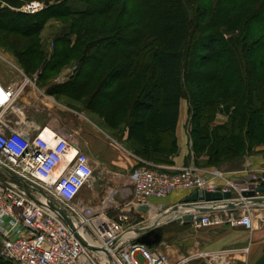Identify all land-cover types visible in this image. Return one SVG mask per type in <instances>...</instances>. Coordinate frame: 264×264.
Here are the masks:
<instances>
[{
  "label": "trees",
  "instance_id": "1",
  "mask_svg": "<svg viewBox=\"0 0 264 264\" xmlns=\"http://www.w3.org/2000/svg\"><path fill=\"white\" fill-rule=\"evenodd\" d=\"M0 1L17 7L29 0ZM42 1L53 3L35 15L0 8V32L29 41L12 52L25 71L40 64L52 75L77 56L73 74L53 86L54 94L75 93L109 128L125 116L126 139L136 143L143 161L170 163L177 153L183 97L190 105L193 152L207 156L209 165L264 144V0H216L220 17L211 13V0ZM48 19L70 22L69 34L77 38L72 45L56 39L53 59L45 62L32 38ZM89 30L91 40L85 38ZM217 114L226 121L215 125Z\"/></svg>",
  "mask_w": 264,
  "mask_h": 264
},
{
  "label": "built area",
  "instance_id": "2",
  "mask_svg": "<svg viewBox=\"0 0 264 264\" xmlns=\"http://www.w3.org/2000/svg\"><path fill=\"white\" fill-rule=\"evenodd\" d=\"M47 6L39 0L17 7L0 1V8L25 15L40 13ZM21 88L0 84V256L12 264H169L167 256L156 248L159 244L148 247L137 242L139 234L135 231L156 223L149 219L130 222L129 215L138 211L136 207L148 206L153 199L165 200L177 190L217 189L193 167L169 173L142 165L133 170L131 201L115 217L107 213L112 207V193L99 208L78 203L81 190L93 182V167L73 135L57 133L47 126L12 129L2 121L5 111L15 107ZM10 174L28 187L17 188ZM260 181L250 189L241 188L238 198L241 200L242 192L264 197V192L258 191L264 189V177ZM52 204L65 210L73 228L57 211L49 210ZM224 224L254 229L250 214L237 215L234 210L225 215L204 212L191 222L194 229ZM76 234L81 235L83 243Z\"/></svg>",
  "mask_w": 264,
  "mask_h": 264
},
{
  "label": "crops",
  "instance_id": "3",
  "mask_svg": "<svg viewBox=\"0 0 264 264\" xmlns=\"http://www.w3.org/2000/svg\"><path fill=\"white\" fill-rule=\"evenodd\" d=\"M58 82L54 81L55 84ZM0 84L3 87H22L15 107L5 111L3 123L12 129L47 126L60 134H72L78 148L90 158L93 171L102 166L105 170L100 175L99 189L93 187L94 177L91 186L84 188L86 196L83 204L99 208L103 200L112 193L113 202L108 215L115 217L125 211L126 204L132 199L133 170L139 161L142 162L126 147V133L120 139H114L109 127L106 129L100 119L97 121L102 124L97 125L93 118L95 116L90 117L85 112L82 115L72 114L66 104L69 102L62 98L55 99L47 94L46 88L38 87L33 74L25 71L16 55L1 45ZM184 117V112L179 108L175 130L177 153L170 158V163L159 164L158 168L169 173H176L185 167L196 168L215 189L231 191L232 198L236 200L241 188L250 189L260 184L264 177V144L254 146L240 158L211 166L207 156L194 154L187 130L183 128ZM225 121L226 117L219 115L215 117L214 124ZM91 156H95L97 160H93ZM82 190L79 196L84 193ZM100 190L105 195L102 200L98 197ZM191 193L188 190H177L165 200H151L146 211L132 212L139 223L149 219L152 223L166 224V229L162 232L156 230L162 237L156 248L167 256L168 263L179 264L186 260L184 264H258L264 254V202L232 209L237 215H251L254 223L251 231L243 226L230 224L194 229L191 223H164L170 216L164 208L183 204ZM225 206V203L220 204V207ZM217 211L225 215L231 210ZM202 213L204 212L197 214L200 216Z\"/></svg>",
  "mask_w": 264,
  "mask_h": 264
},
{
  "label": "rangeland",
  "instance_id": "4",
  "mask_svg": "<svg viewBox=\"0 0 264 264\" xmlns=\"http://www.w3.org/2000/svg\"><path fill=\"white\" fill-rule=\"evenodd\" d=\"M39 1H42V0H39ZM191 1H192L193 4L196 2V0H191ZM215 1L216 0H211V2H210V11H211V13L213 15L217 16L219 12H217V9H213L215 7V5H214ZM52 3L53 2L50 1L49 4H47V5H50ZM41 13H42V11H41ZM240 13H241V11L239 9L236 10V11L234 10L233 12L231 11L228 14V17L231 16L230 19H233V15L234 14L238 15ZM190 14L194 15L193 11L190 10ZM218 16L220 17L221 14H219ZM65 21L66 20H61V19H48L45 22V24L43 25V27L41 28L39 34L32 38L36 42V45L38 46L37 50H39L38 51L39 54L41 53L40 56L42 58L44 57L45 62L48 61L49 59H50V61H52V59H53L52 55L55 53V45H54V43H55L56 39L61 38L63 41L64 40H69L70 44L72 45L75 42L76 38H77L76 34H69V27H70L69 23L70 22H68V21L65 22ZM93 36H94L93 32L89 30L87 35L85 36V38L91 40L93 38ZM224 37H225V35H224ZM81 40L82 39H80L79 41H81ZM28 42L29 41H27L26 39L22 38L21 36H19L17 34H13V33L8 34V33H5V32H0V43L3 44V46L5 48H7L9 50L11 49L10 51H12V49H15L18 52L19 50H21V47L24 44L27 46ZM78 49H80V48H78ZM18 56L19 55L17 53L16 57H17L18 61H20L21 59L19 60ZM21 57H22V55H21ZM77 58H78L77 56H73V57L68 58L69 60H67L66 64L61 65L59 67V71H58L59 73H57L55 75H52L55 72H51V71L50 72H45V71H43L42 65L40 66V64H38L37 66H32V67H31V65H28L27 68L29 69V71H27V72L33 74V76L35 77V84L38 87L46 88L48 95L54 97L55 99L62 98L65 102H69V103H66V104L71 109L72 114L74 112L76 114L80 113V115H82V113L85 112L86 115H89L90 117H91V115H92V117L95 116L93 118L95 119V122L97 123V125L102 124V123L97 121L98 119H100L105 124V126H106L105 128L107 129V121L103 117L98 115L97 113H94V112H91L90 110H88L87 107H86V103L83 102V98L79 99L78 97H75L76 96L75 93L69 92V91H63V90H58L60 92H64L63 94L60 93L61 95L54 94L55 91L53 90V88H54L53 86L62 85L73 74L74 70H71L70 68L74 69L76 67ZM65 72L66 73L68 72V73L66 74ZM257 74H259V73H257ZM56 80L59 81L57 84L54 83V81H56ZM212 91H215V90H212ZM67 94H70L72 96L68 97ZM211 96H213V95H211ZM180 108L184 112V115H185L184 122H183V128L187 130V133H188L187 135L189 136V129L191 127L190 112H189L190 111V105H189V101H188V99L186 97H183L181 99ZM219 115L220 114H217L215 117H217ZM123 117L124 118L118 119V121L116 123H114V127L109 128L111 130V134H112L114 139H120L126 133V128H125V120H126V118H125V116H123ZM214 120H215V118H214ZM188 138L190 140V137H188ZM152 140L155 141V140H157V138L154 137ZM176 142H177V138H176ZM124 143H125L126 147L128 149H130L135 156H137V158H139L141 160L143 159L141 154L138 153V146L136 145V143H134V141L131 142V141H128L126 139ZM136 152L139 155H137ZM91 157H92L93 160H97V158L95 156H91ZM142 165L149 166V167H152V168H158L157 165H155V164H153L151 162H147L145 160L144 161L142 160V162L141 161L138 162V166H142ZM104 171L105 170L103 169V166L102 167H98V168H96L93 171V177L95 178V182L93 184V187H95L96 190L100 188L99 187V183H100V180H101L100 179L101 178L100 175ZM102 181H103V179H102ZM83 191H84V193L82 195H80L78 197V199H77V202L80 203V204L84 203V199H85V196H86L85 195V189L82 190V192ZM104 196L105 195L102 194V190H100L99 194H98V197L102 200V198ZM165 229H166V224H163L159 228H157L156 230L162 232ZM139 259L142 260L140 257H139ZM0 264H10V263L6 262L5 259H3L0 256Z\"/></svg>",
  "mask_w": 264,
  "mask_h": 264
},
{
  "label": "water",
  "instance_id": "5",
  "mask_svg": "<svg viewBox=\"0 0 264 264\" xmlns=\"http://www.w3.org/2000/svg\"><path fill=\"white\" fill-rule=\"evenodd\" d=\"M11 182L17 188H27L28 185L26 182L17 179L14 175L10 174ZM3 181H6V178H3ZM259 192H264L263 188H258ZM41 193V192H40ZM26 194L30 196L28 192ZM43 195V193H41ZM231 191H195L192 192L187 198L184 199L183 204L173 206L171 208H164L170 214L168 220H165L164 223L173 224V223H186L190 224L192 220L198 219V212H213L217 210H232L237 207H243L244 205H248L250 203L255 202H264V199L255 198L254 192H242L240 194L241 199L236 200L233 199ZM45 197V195H43ZM221 203H225V207H220ZM136 209L141 211H146L147 206H138ZM51 211H57V215L67 223L71 224V219L67 216L65 210H58L55 205H51L49 207ZM69 219V220H68ZM137 223V222H135ZM162 223V222H161ZM160 222L143 228L141 230H136L135 232L139 234L137 238V242L144 244L148 247L156 246L161 242V234L156 232V229L160 227ZM71 228H73L71 224ZM76 238L83 243V238L81 235L76 234Z\"/></svg>",
  "mask_w": 264,
  "mask_h": 264
},
{
  "label": "bare ground",
  "instance_id": "6",
  "mask_svg": "<svg viewBox=\"0 0 264 264\" xmlns=\"http://www.w3.org/2000/svg\"><path fill=\"white\" fill-rule=\"evenodd\" d=\"M256 198V197H255ZM263 198V197H262ZM237 200H240L239 198L237 199ZM241 200H243V199H241ZM69 220V219H68Z\"/></svg>",
  "mask_w": 264,
  "mask_h": 264
}]
</instances>
